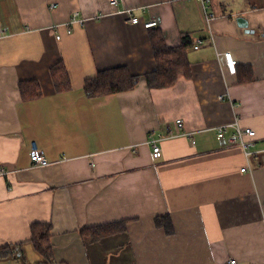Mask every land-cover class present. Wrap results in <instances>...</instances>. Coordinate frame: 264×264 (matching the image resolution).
<instances>
[{
    "label": "crops",
    "instance_id": "0c3cea01",
    "mask_svg": "<svg viewBox=\"0 0 264 264\" xmlns=\"http://www.w3.org/2000/svg\"><path fill=\"white\" fill-rule=\"evenodd\" d=\"M204 4L216 14L209 23ZM120 7L139 21L106 0H0V249L8 250L0 264H264V150L247 158L214 128L238 119L264 148V0ZM74 11L85 20L68 31ZM153 18L167 46L183 34L192 40L189 76L166 87H149L144 76L155 67V26L143 25ZM226 51L234 73L218 56ZM60 60L71 83L64 91L50 74ZM120 65L139 75L132 89L87 96V78ZM30 79L41 93L24 100L19 82ZM157 134L161 156L153 158L147 139ZM32 141L48 165H32ZM160 215L170 232L156 225ZM120 220L125 230L99 240L81 232ZM39 222L51 224L53 262L31 240Z\"/></svg>",
    "mask_w": 264,
    "mask_h": 264
},
{
    "label": "trees",
    "instance_id": "16d2710c",
    "mask_svg": "<svg viewBox=\"0 0 264 264\" xmlns=\"http://www.w3.org/2000/svg\"><path fill=\"white\" fill-rule=\"evenodd\" d=\"M150 41L155 58L154 69L147 71L144 76L149 87H166L176 80L179 75L189 76V60L187 50L192 47L189 35L183 34L178 46H167L164 42L160 29L151 28ZM51 78L57 91L70 88V77L64 63L60 60L50 67ZM139 75L133 73L126 65L109 67L99 70L94 76L87 78L83 90L89 97L103 96L111 93L130 90L137 83ZM19 89L24 100L37 98L41 90L36 80H24L19 82ZM169 216L160 215L155 217L156 225L164 226L167 232L169 228ZM126 220L103 223L81 229L83 235H89L92 240H99L103 236L125 230ZM50 223L39 222L31 225L32 241L36 249L50 262L51 245L49 242ZM7 247L0 249V253L7 252Z\"/></svg>",
    "mask_w": 264,
    "mask_h": 264
},
{
    "label": "built area",
    "instance_id": "2783aa9c",
    "mask_svg": "<svg viewBox=\"0 0 264 264\" xmlns=\"http://www.w3.org/2000/svg\"><path fill=\"white\" fill-rule=\"evenodd\" d=\"M109 6L114 10L115 13H120L126 15V21L131 23H137L139 21V18L133 14V9L130 8H123L120 7L121 0H106ZM54 6V4H52ZM204 8V15L205 20L207 23H209L210 20L214 19L216 17V14L212 11H208L206 9V4L203 6ZM85 20L84 17L80 16L78 11H74L68 21V31H70V26L73 23H83ZM158 20L157 19H149L148 21L144 22L143 25L145 27H152L157 26ZM5 30L0 29V34L2 35ZM57 37H59L57 35ZM202 41H198L193 45L194 48H198L199 44ZM218 56H221L224 60V65L229 73H234L236 69V60L233 56V54L230 51L218 53ZM181 119H176V125L177 127L181 125ZM215 134L217 138L226 145H238L241 147L245 157H249L250 155L257 153L262 149H255V135L256 131L255 129L251 127H243L239 124L238 119H234L231 122L223 123L220 125H216L215 127ZM177 134H188L189 132L186 131H176ZM169 134H173L172 131L169 132ZM162 139L161 134H157L155 137H149L147 139V143H149L151 147V153L153 158H159L161 156V146L159 145V140ZM29 158L33 166H45L48 165L50 162L49 160L41 153L40 149L38 148L36 142H31V149L29 152ZM64 156L62 157V159ZM249 169V166L245 165L240 168L241 171H246ZM0 174H7V170L4 168L0 169ZM227 264H237L236 259L231 258L227 261Z\"/></svg>",
    "mask_w": 264,
    "mask_h": 264
},
{
    "label": "water",
    "instance_id": "95a60500",
    "mask_svg": "<svg viewBox=\"0 0 264 264\" xmlns=\"http://www.w3.org/2000/svg\"><path fill=\"white\" fill-rule=\"evenodd\" d=\"M237 23L239 24V26H243V27L247 26V21L243 17H238L237 18Z\"/></svg>",
    "mask_w": 264,
    "mask_h": 264
}]
</instances>
